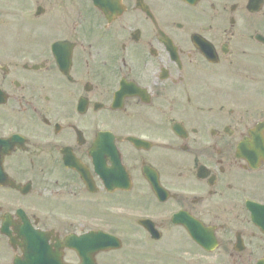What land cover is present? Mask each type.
Listing matches in <instances>:
<instances>
[{
	"label": "flooded vegetation",
	"instance_id": "flooded-vegetation-1",
	"mask_svg": "<svg viewBox=\"0 0 264 264\" xmlns=\"http://www.w3.org/2000/svg\"><path fill=\"white\" fill-rule=\"evenodd\" d=\"M56 263L264 264V0H0V264Z\"/></svg>",
	"mask_w": 264,
	"mask_h": 264
}]
</instances>
